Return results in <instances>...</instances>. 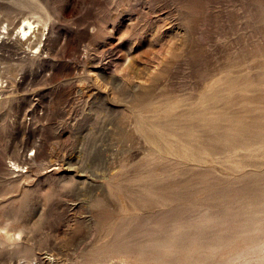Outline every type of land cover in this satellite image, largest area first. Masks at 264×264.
Listing matches in <instances>:
<instances>
[{
  "label": "rangeland",
  "instance_id": "374dc122",
  "mask_svg": "<svg viewBox=\"0 0 264 264\" xmlns=\"http://www.w3.org/2000/svg\"><path fill=\"white\" fill-rule=\"evenodd\" d=\"M0 264H264V0H0Z\"/></svg>",
  "mask_w": 264,
  "mask_h": 264
},
{
  "label": "bare ground",
  "instance_id": "6f19581e",
  "mask_svg": "<svg viewBox=\"0 0 264 264\" xmlns=\"http://www.w3.org/2000/svg\"><path fill=\"white\" fill-rule=\"evenodd\" d=\"M30 20V19H29ZM29 20H25V21H23L22 22V24H20V26H19V34L21 35L20 37V39L22 40V39H30L29 38V36L33 33V32H35V30H36V28H37V26L36 25H34L31 21H29ZM21 22V21H20ZM40 31V30H39ZM36 36H37V34H36ZM26 41V40H25ZM47 257V256H46ZM49 259V258H48ZM47 260V259H46ZM49 261H51L50 259H49ZM35 263H36V261H35ZM38 263V262H37Z\"/></svg>",
  "mask_w": 264,
  "mask_h": 264
}]
</instances>
